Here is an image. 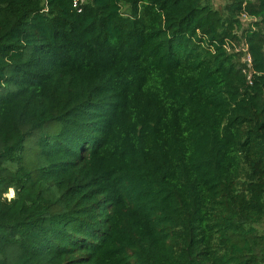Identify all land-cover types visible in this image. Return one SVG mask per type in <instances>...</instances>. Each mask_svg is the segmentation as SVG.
I'll list each match as a JSON object with an SVG mask.
<instances>
[{
    "label": "trees",
    "instance_id": "16d2710c",
    "mask_svg": "<svg viewBox=\"0 0 264 264\" xmlns=\"http://www.w3.org/2000/svg\"><path fill=\"white\" fill-rule=\"evenodd\" d=\"M263 222L264 0H0V264H264Z\"/></svg>",
    "mask_w": 264,
    "mask_h": 264
},
{
    "label": "rangeland",
    "instance_id": "374dc122",
    "mask_svg": "<svg viewBox=\"0 0 264 264\" xmlns=\"http://www.w3.org/2000/svg\"><path fill=\"white\" fill-rule=\"evenodd\" d=\"M83 1V0H81ZM206 2L210 3V5L214 8V9H223L224 6L227 4V0H205ZM243 22L245 21V19L242 20ZM248 21V20H247ZM247 23L244 22V26L246 25ZM14 195V192L13 190H10L8 191V193L6 194V197L7 198H12ZM259 231L261 233L264 234V222L259 226Z\"/></svg>",
    "mask_w": 264,
    "mask_h": 264
},
{
    "label": "built area",
    "instance_id": "2783aa9c",
    "mask_svg": "<svg viewBox=\"0 0 264 264\" xmlns=\"http://www.w3.org/2000/svg\"><path fill=\"white\" fill-rule=\"evenodd\" d=\"M81 1V0H80ZM76 4V1L74 2Z\"/></svg>",
    "mask_w": 264,
    "mask_h": 264
}]
</instances>
